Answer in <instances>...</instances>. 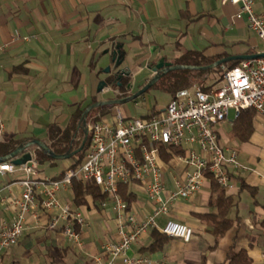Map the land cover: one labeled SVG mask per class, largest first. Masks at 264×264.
Segmentation results:
<instances>
[{
  "label": "crops",
  "instance_id": "crops-1",
  "mask_svg": "<svg viewBox=\"0 0 264 264\" xmlns=\"http://www.w3.org/2000/svg\"><path fill=\"white\" fill-rule=\"evenodd\" d=\"M236 11L223 0H0V44L6 46L0 54V143L38 140L49 147L51 126L65 129L93 102L115 98L114 92L104 98L111 89L107 79L114 73L128 75L122 93L129 96L154 75L160 59L173 64L186 52L222 59L264 53V44L246 20L235 19ZM254 11L264 19V0L254 1ZM113 58L122 61L118 68ZM138 74L145 78L136 86ZM115 114L111 110L102 119L112 122ZM234 120L228 121V133L223 123L217 130L222 145L234 149L239 142L246 154L241 157L234 149L246 170L230 168L231 187L224 189L232 198V226L217 237L203 219L216 213L209 205L214 194L206 180L195 197L177 200L169 215L156 219L159 228L168 221L187 225L191 240L184 243L151 230L132 245L130 257L157 264H228L233 250L244 252L249 264H264V136L257 130L264 119L255 115L253 132L244 142L232 136ZM72 164V158L44 161L38 175L56 178ZM160 167L166 189L172 190L183 164L177 157L161 158ZM21 178L20 172L0 175V222L9 224L15 218L13 201L21 194ZM57 199L61 208L83 215L85 224L75 227L79 242L65 235L61 209L39 211L36 219L26 214L20 240L0 250V264H94L105 244L119 240L110 200L87 197L85 206H76L68 188L61 189ZM129 205L140 217L151 211L140 188ZM54 219L56 227L49 229Z\"/></svg>",
  "mask_w": 264,
  "mask_h": 264
},
{
  "label": "built area",
  "instance_id": "built-area-1",
  "mask_svg": "<svg viewBox=\"0 0 264 264\" xmlns=\"http://www.w3.org/2000/svg\"><path fill=\"white\" fill-rule=\"evenodd\" d=\"M254 1L223 0V4L236 6L235 19L244 18L248 29L264 44V19L254 11ZM5 48L0 44V54ZM219 67L220 80L180 90L166 106L151 114L133 118L117 112L112 122L103 117L93 120L87 125L89 144L82 164L68 167L56 178L39 177L34 152H29L30 160L24 165L0 163V175L22 174L18 182L22 191L13 201L15 218L9 224L0 222V250L18 243L26 214L36 219L39 211L57 209H61L60 218L66 222L65 235L78 243L75 227L84 225L85 219L78 210L61 208L57 199L58 192L72 189L73 182L93 183L112 202L117 215L119 240L105 244L102 254L94 257V264H157L128 255L132 245L151 230L188 243L190 227L168 221L159 228L156 219L169 215L177 200L195 197L208 177L228 189L232 177L229 169L246 170L238 163L236 151L218 139L217 125L227 119L229 111L233 119L249 109L264 119V57L242 60L230 68ZM174 150L179 153L174 155ZM163 151L171 154L170 159L177 157L184 167L181 177L173 179L172 190L166 189L160 167ZM121 187H126L130 195L142 189L151 205L150 213L140 217L121 197ZM56 223V219L50 221L49 229Z\"/></svg>",
  "mask_w": 264,
  "mask_h": 264
},
{
  "label": "trees",
  "instance_id": "trees-1",
  "mask_svg": "<svg viewBox=\"0 0 264 264\" xmlns=\"http://www.w3.org/2000/svg\"><path fill=\"white\" fill-rule=\"evenodd\" d=\"M222 59L221 57H205L200 53L186 52L180 58L174 61L173 65H184V66H208L214 62ZM239 61L230 62L227 67H233L238 64ZM220 67H216L208 71H194V70H176L164 75L159 79L156 84L152 87L158 89L169 97H173L178 91L190 88L194 83L208 80L209 75H216L220 73ZM221 73L219 78L210 79V83L216 82L221 79ZM117 75H110L107 82L110 86L119 85L120 89L126 88L129 83V78H123L122 80H116ZM126 97V96H125ZM140 98V97H139ZM95 103V102H93ZM84 111V110H83ZM83 111L76 113L74 119L70 125L65 129H60L56 126L49 128V149L56 155H63L70 153L79 148L84 137V130L80 125V118ZM99 114L94 120H100L105 116L109 109L107 107L98 108ZM255 112L251 109L242 111L240 115L233 121L232 136L237 138L239 141H247L253 132V122L255 118ZM87 125V123H86ZM78 132V134H77ZM76 135H78L76 137ZM23 144L21 141H10L6 143H0V158L8 156L12 153L19 145ZM89 144V137L85 143L82 151L72 158V168L79 166L86 154V150ZM174 155L178 154L179 151L174 150ZM38 163L44 161H51V159L43 154L40 150L34 152ZM161 157L165 160L170 159L171 154L161 153ZM212 193L214 197L210 199L209 205L216 209V213H210L203 219L213 228V232L217 237H221L225 231H227L233 224V220L228 218V213L232 208V198L225 194V190L218 185V183L211 177H208ZM244 187V186H242ZM72 193L74 197V203L76 206H85L87 204L86 198L91 197L93 201H103L106 197L100 193L97 186L93 183H79L73 182ZM120 195L124 201L128 204L131 203L133 195L127 194L126 187H121ZM162 239V236H159ZM156 243H158L156 241ZM155 243V244H156ZM158 245V244H157ZM228 264H249V260L244 252H235L233 250L228 252L227 255Z\"/></svg>",
  "mask_w": 264,
  "mask_h": 264
},
{
  "label": "water",
  "instance_id": "water-1",
  "mask_svg": "<svg viewBox=\"0 0 264 264\" xmlns=\"http://www.w3.org/2000/svg\"><path fill=\"white\" fill-rule=\"evenodd\" d=\"M263 57H264V53L253 54V55L233 56V57L220 59L211 65L200 66V67H198V66L173 65L171 63L165 62L164 59H160L155 64L154 68L152 69V71L154 72V75L137 92H135L129 96L123 97V98H113V99H109V100H105V101L95 102V103L91 104L90 106H88L83 111L82 116L80 118V125L79 126H81L84 130V137H83L81 145L79 146L78 149H76L70 153H67V154L56 155L49 149V147L45 143L38 141V140H31L25 144L19 145L8 156L0 158V163L4 162V161H11V163L15 166L24 165L26 162H28L30 160V155L28 153V150L32 147H36L43 154H45L46 156H48L52 160H69V159L73 158L74 156H76L80 151H82L84 146H85V143H86L87 138H88V131L86 128V117L88 116V114L93 109L107 107V106H121V105H125L129 102H133L136 99H138L139 97H141L143 94H145L150 88H152L161 77H163L164 75H166L170 72L176 71V70L208 71V70H212L216 67L228 64L230 62L242 61V60H254V59L263 58ZM112 62L115 65L114 68H118L122 61L116 60L113 58ZM117 86H119V85H117ZM108 91L112 92V89H109Z\"/></svg>",
  "mask_w": 264,
  "mask_h": 264
},
{
  "label": "rangeland",
  "instance_id": "rangeland-1",
  "mask_svg": "<svg viewBox=\"0 0 264 264\" xmlns=\"http://www.w3.org/2000/svg\"><path fill=\"white\" fill-rule=\"evenodd\" d=\"M220 73H217L216 75H209L208 80L204 81L203 83L209 84L210 83L209 80L212 79L213 77L216 79L219 78ZM143 78H145V75H142V74H138L134 77V79L136 81V86L139 85V83L142 81ZM196 83H200V82H196ZM136 89H137V87H136ZM113 91H114V89L112 88V92ZM137 91L138 90H136V92ZM112 92L109 91L106 94H104V98H111L113 96ZM130 93H131V91H130ZM134 93H135V91H134ZM169 99L170 98H169L168 94H166V93H164L158 89L150 88L145 94H143L140 98L136 99L133 102H129V103H127L125 105H121V106H107V108L109 109V111L115 110L116 113H117V111L120 110L119 112L124 117L140 118V117L146 116L148 114H151L152 112H154L158 108H162V107L166 106ZM98 114H99L98 108L93 109L88 114V116L86 117L87 125L90 124L91 122H93V120L98 116ZM233 116H234L233 112L229 111L227 119L224 122H222L223 123V131L225 133H228V131H229L228 121L232 120ZM222 123L217 125V127L222 125ZM257 125H258V129H257L258 134L261 136H264V121L259 122ZM232 147L237 152H239V155L241 157H245L246 154H244L243 151L241 150V144L239 142H235V146H232ZM60 162L61 161H59L57 163L60 164ZM41 168L46 170L48 167L46 165H42ZM60 170H61V167L58 166V168L56 169V172L59 173ZM143 195H144V193H143Z\"/></svg>",
  "mask_w": 264,
  "mask_h": 264
},
{
  "label": "flooded vegetation",
  "instance_id": "flooded-vegetation-1",
  "mask_svg": "<svg viewBox=\"0 0 264 264\" xmlns=\"http://www.w3.org/2000/svg\"><path fill=\"white\" fill-rule=\"evenodd\" d=\"M113 75V74H112ZM114 75H117V77H116V80H122L123 78H129L128 77V75H126V74H124V73H122V72H118V73H114ZM162 78V77H161ZM160 78V79H161ZM110 86V85H109ZM111 87V89L113 88L114 89V93L116 94L115 95V98H123V97H125L124 95H123V89H120L118 86H116V85H114V86H110ZM118 96V97H117ZM86 128H87V125H86Z\"/></svg>",
  "mask_w": 264,
  "mask_h": 264
}]
</instances>
